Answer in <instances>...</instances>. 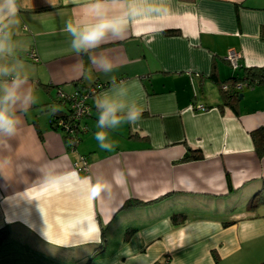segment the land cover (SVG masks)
I'll use <instances>...</instances> for the list:
<instances>
[{"label":"crops","instance_id":"crops-1","mask_svg":"<svg viewBox=\"0 0 264 264\" xmlns=\"http://www.w3.org/2000/svg\"><path fill=\"white\" fill-rule=\"evenodd\" d=\"M88 3L22 0L11 28L15 51L4 62H23L35 103L0 145V264H264V204L249 207L264 189V154L251 136L264 128V84L239 90L234 109L221 107L219 86L264 66V0H105L107 22L126 25L125 38L92 52L113 61L108 74L76 54L64 30L69 19L94 22ZM229 50L240 53V69L225 59ZM112 79L142 112L136 124L105 129L114 145L106 151L95 139V100ZM93 86L87 130L69 149L49 123L66 111L56 89ZM188 149L202 157L183 161ZM80 155L87 173L74 167ZM97 178L109 189L93 199ZM166 218L170 229L143 236ZM186 229L191 243L177 247Z\"/></svg>","mask_w":264,"mask_h":264},{"label":"clouds","instance_id":"clouds-1","mask_svg":"<svg viewBox=\"0 0 264 264\" xmlns=\"http://www.w3.org/2000/svg\"><path fill=\"white\" fill-rule=\"evenodd\" d=\"M79 3V0H72ZM116 0H113L115 3ZM22 0H0V145L9 146V141L14 139L23 124L21 115L26 113L29 107L35 103L32 89L28 86V77L23 73V62L17 57L14 63H5V57L11 56L14 51L11 28L17 23V18L22 9ZM85 7L96 14L94 22L81 23L69 19L65 25V31L71 37V48L76 54H88L91 63L102 72L108 74L113 72V61L103 53L92 55L94 50L101 44L107 42L109 37L123 39L126 35V25L119 23V18L108 21L107 6L105 0H90ZM104 12L103 15L99 13ZM147 11V10H145ZM137 14H140L137 12ZM125 18L132 19L133 12L130 10ZM127 87L121 82L112 79L111 87L102 93L96 100L95 106L98 112L95 139L99 147L110 151L114 145L108 142L105 129L115 130L124 123L136 124L141 117L142 109L136 102L127 99ZM109 189L108 181L97 178L95 183L89 179L88 195L95 199L101 193ZM172 222L170 218L160 222V225L146 229L144 237H155L160 235L164 229H170ZM185 230V234L179 240L177 247H183L191 243L192 237ZM43 235L47 238L46 229ZM140 235V234H138ZM48 239V238H47ZM99 243L100 241H96ZM172 250H175L174 248Z\"/></svg>","mask_w":264,"mask_h":264},{"label":"built area","instance_id":"built-area-1","mask_svg":"<svg viewBox=\"0 0 264 264\" xmlns=\"http://www.w3.org/2000/svg\"><path fill=\"white\" fill-rule=\"evenodd\" d=\"M28 57L31 61H38L36 52L31 49L28 52ZM241 55L235 50H229L225 59L233 70L239 67L238 60ZM198 76V73H195ZM245 83H236L234 88L236 91L245 87ZM222 89H227V86L222 85ZM98 90L97 86L88 87L85 90H75L72 92H65L60 87L56 89L57 99L66 107L67 115H54L49 118V123L52 127L61 130L68 141V148L74 149L81 139V135L87 130L86 126L82 123L83 120L90 116V103L89 98L93 96ZM195 95V94H194ZM190 108L193 110H204L206 107L200 103H191ZM74 167L83 173L88 172V162L86 157L80 155L78 161L74 163ZM166 260L163 264H166Z\"/></svg>","mask_w":264,"mask_h":264},{"label":"trees","instance_id":"trees-1","mask_svg":"<svg viewBox=\"0 0 264 264\" xmlns=\"http://www.w3.org/2000/svg\"><path fill=\"white\" fill-rule=\"evenodd\" d=\"M170 34H175V31H170ZM237 69H240L239 67ZM236 83H245L247 87L264 84V66L261 67H244L241 76L226 79L219 83L222 94L221 107L234 109L235 101L238 98L239 91H236L234 86ZM226 85L227 89H222V85ZM66 108V107H65ZM59 115H67L66 111L60 112ZM54 116V115H53ZM54 128V127H53ZM56 129V128H54ZM58 130V129H57ZM254 138L255 149L258 156L264 154V128H259L251 133ZM258 137V138H257ZM66 139V136H65ZM67 145L68 141L66 139ZM202 157L200 150L188 149V153L183 157V161L190 159H199ZM264 204V189L256 192L249 201V207L255 209L257 206ZM173 223H183L185 216L183 214H175L172 217Z\"/></svg>","mask_w":264,"mask_h":264},{"label":"rangeland","instance_id":"rangeland-1","mask_svg":"<svg viewBox=\"0 0 264 264\" xmlns=\"http://www.w3.org/2000/svg\"><path fill=\"white\" fill-rule=\"evenodd\" d=\"M259 210H264V208H259Z\"/></svg>","mask_w":264,"mask_h":264}]
</instances>
